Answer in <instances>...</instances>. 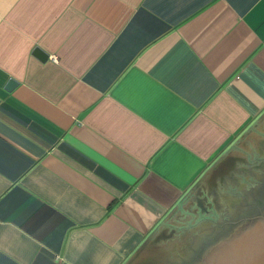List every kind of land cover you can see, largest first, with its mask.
I'll use <instances>...</instances> for the list:
<instances>
[{"label": "crops", "instance_id": "obj_1", "mask_svg": "<svg viewBox=\"0 0 264 264\" xmlns=\"http://www.w3.org/2000/svg\"><path fill=\"white\" fill-rule=\"evenodd\" d=\"M262 120L264 0H0V264H130Z\"/></svg>", "mask_w": 264, "mask_h": 264}, {"label": "rangeland", "instance_id": "obj_2", "mask_svg": "<svg viewBox=\"0 0 264 264\" xmlns=\"http://www.w3.org/2000/svg\"><path fill=\"white\" fill-rule=\"evenodd\" d=\"M243 138L228 165L214 171L209 180L207 187L215 199L212 210L195 215L186 209L173 222L172 238L150 242L130 264H220L222 257L229 256L215 254L217 247L264 216V120ZM256 202L261 205L258 211ZM257 235L249 241L257 242ZM215 236L218 244L209 246Z\"/></svg>", "mask_w": 264, "mask_h": 264}, {"label": "water", "instance_id": "obj_3", "mask_svg": "<svg viewBox=\"0 0 264 264\" xmlns=\"http://www.w3.org/2000/svg\"><path fill=\"white\" fill-rule=\"evenodd\" d=\"M35 55L38 56L42 61L46 60V58L48 57L47 54L45 55L39 50H35ZM15 84L16 83L11 80V82L8 83L7 88L11 90V88ZM198 207L202 209V200L198 201ZM251 221V226H249V228H247L244 232L241 231L240 234H235L232 239L221 243V245L217 247L215 254L217 253L218 255L222 256L226 253H229L231 259L234 260L230 259L231 261L229 260L230 262L228 264H264V216H258L256 217V219ZM173 234L174 231L170 232L169 234L168 232L164 231L161 236H159V238L156 240V242H161L162 240L170 239L173 237ZM256 235L258 236V238L261 236V242L259 240L255 242V245H257L256 248L249 247L248 245V248H246L245 254L243 255V259H238V257L232 255L233 248H236L240 245L245 246L241 242L245 241L247 243V239H250L252 236ZM237 243H240V245H238ZM253 248L255 249L252 250ZM241 251L240 253H242Z\"/></svg>", "mask_w": 264, "mask_h": 264}, {"label": "bare ground", "instance_id": "obj_4", "mask_svg": "<svg viewBox=\"0 0 264 264\" xmlns=\"http://www.w3.org/2000/svg\"><path fill=\"white\" fill-rule=\"evenodd\" d=\"M260 238H261V236L259 237L258 240L261 242V239ZM241 243H243L245 246L240 245V243H237L240 246H237L235 248V250L232 252V255L235 256V257H238V259H243L244 258L243 255L245 254V251H246V248H248V245H249V247H255V248L257 247V245H255V243L252 240L249 241V239L247 240V243L245 241H243ZM255 248H253L252 250H254ZM240 251L242 253H240ZM226 254H228V253H226ZM230 259H231L230 256H228L226 258H223L222 257V262L220 264H225V263L228 264L231 260H234V259H231V260ZM217 263L219 264V261Z\"/></svg>", "mask_w": 264, "mask_h": 264}, {"label": "flooded vegetation", "instance_id": "obj_5", "mask_svg": "<svg viewBox=\"0 0 264 264\" xmlns=\"http://www.w3.org/2000/svg\"><path fill=\"white\" fill-rule=\"evenodd\" d=\"M210 199L211 200L202 201V205H203L202 209L198 207L197 202L193 203L190 211L188 212H190V214H195V215L198 213L202 215L207 214L210 210H212L213 206L215 205V199L214 198H210Z\"/></svg>", "mask_w": 264, "mask_h": 264}, {"label": "trees", "instance_id": "obj_6", "mask_svg": "<svg viewBox=\"0 0 264 264\" xmlns=\"http://www.w3.org/2000/svg\"><path fill=\"white\" fill-rule=\"evenodd\" d=\"M218 241H219L218 236H215L214 241H212V243H210L209 246H213V245L218 244ZM209 246L207 247V249L210 248ZM204 252H205V251H204ZM204 252H202V253H204Z\"/></svg>", "mask_w": 264, "mask_h": 264}]
</instances>
